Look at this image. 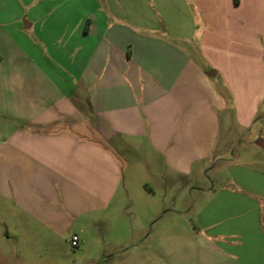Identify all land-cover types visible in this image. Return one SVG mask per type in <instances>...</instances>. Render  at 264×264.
Segmentation results:
<instances>
[{
	"label": "crops",
	"instance_id": "crops-1",
	"mask_svg": "<svg viewBox=\"0 0 264 264\" xmlns=\"http://www.w3.org/2000/svg\"><path fill=\"white\" fill-rule=\"evenodd\" d=\"M230 119L253 162L206 189L199 230H154L164 199L141 225L121 216L120 239L157 241H116L122 264H165L172 246L173 264H264V0H0V264H33L55 238L84 248L129 156L162 185L194 176Z\"/></svg>",
	"mask_w": 264,
	"mask_h": 264
},
{
	"label": "rangeland",
	"instance_id": "rangeland-1",
	"mask_svg": "<svg viewBox=\"0 0 264 264\" xmlns=\"http://www.w3.org/2000/svg\"><path fill=\"white\" fill-rule=\"evenodd\" d=\"M221 119V118H220ZM230 122V126L219 129L216 141V149L213 155L205 162L204 172H198L190 177H170L167 176L165 185L157 181V178L143 171L138 160V156H129L133 165H126L123 180V198L116 212L106 214L107 222L99 225L84 224V236L86 237L85 247L72 248L67 238H55L52 241L53 249L42 251L40 254L31 256L33 264H122L125 253L128 254L131 248H127L123 252H116L112 248V244L116 241L124 240L130 244H137L140 247L147 242L152 248L156 244V240L146 239V236L131 237L126 234L119 238V234L123 230V225L119 222L121 216L128 224L132 218L135 226L144 215L143 203H157L164 199L166 202L163 213L165 221L154 226V230L163 232H192L199 230L200 223L198 219L202 217L209 205L212 204L211 194L206 191L207 188L221 189L228 186L230 175L229 168L238 166L242 161L253 162V151L249 147L242 149L239 145V131ZM222 124V123H221ZM249 168L260 167L261 165H246ZM153 189L151 193H147L146 189ZM147 191V192H146ZM177 201L174 207L172 200ZM105 216V215H104ZM103 216V217H104ZM170 217L176 218V223L170 222ZM125 224V223H124ZM223 223L216 226L221 227ZM148 224L147 227H150ZM123 232V231H122ZM44 240L36 239L37 246L46 247L42 244ZM174 246L170 247L166 252L165 264H173L174 262ZM134 253L138 251H133ZM150 257V256H149ZM133 264L141 262L134 257ZM157 260L148 261L147 264H156Z\"/></svg>",
	"mask_w": 264,
	"mask_h": 264
},
{
	"label": "built area",
	"instance_id": "built-area-1",
	"mask_svg": "<svg viewBox=\"0 0 264 264\" xmlns=\"http://www.w3.org/2000/svg\"><path fill=\"white\" fill-rule=\"evenodd\" d=\"M78 238L76 235H72L69 239V244L72 248L77 246Z\"/></svg>",
	"mask_w": 264,
	"mask_h": 264
}]
</instances>
